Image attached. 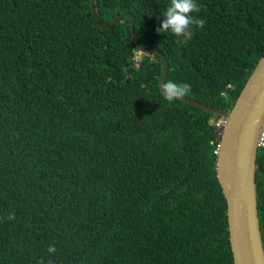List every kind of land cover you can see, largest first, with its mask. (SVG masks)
<instances>
[{"label":"trees","instance_id":"1","mask_svg":"<svg viewBox=\"0 0 264 264\" xmlns=\"http://www.w3.org/2000/svg\"><path fill=\"white\" fill-rule=\"evenodd\" d=\"M170 2L93 0L98 24L89 0H0V264H233L219 114L168 102L129 25L164 52L163 82L229 108L264 52V0H196L186 40L156 31ZM255 191L264 248V145Z\"/></svg>","mask_w":264,"mask_h":264},{"label":"water","instance_id":"2","mask_svg":"<svg viewBox=\"0 0 264 264\" xmlns=\"http://www.w3.org/2000/svg\"><path fill=\"white\" fill-rule=\"evenodd\" d=\"M91 14L97 19L93 0H89ZM128 11L116 13L111 25ZM129 32L139 51H153L161 56L163 71L158 88L163 84L167 59L163 51L139 44L132 30ZM206 110L224 116L215 151L216 177L225 198L228 239L233 264H264V248L260 234L255 191V155L257 135L264 114V52L257 58L229 108L206 104L189 96L181 98Z\"/></svg>","mask_w":264,"mask_h":264},{"label":"clouds","instance_id":"3","mask_svg":"<svg viewBox=\"0 0 264 264\" xmlns=\"http://www.w3.org/2000/svg\"><path fill=\"white\" fill-rule=\"evenodd\" d=\"M199 10L200 9L196 3V0H171L170 6H168L166 11L163 13L164 18L156 31L158 33L170 31L177 38L183 37L185 40L190 39L194 34V27L203 28L206 23L203 18L194 17L192 15L193 12H199ZM160 88H162V94L164 95L165 99L170 103L181 99L190 91L189 84L176 83L171 80L163 82ZM219 116L224 118L223 115L219 114ZM216 150L217 148L215 151ZM8 219H15L14 214L9 215ZM48 252L54 254L56 252L55 246L50 245ZM40 264H43V261H41ZM49 264H51V262H49Z\"/></svg>","mask_w":264,"mask_h":264},{"label":"built area","instance_id":"4","mask_svg":"<svg viewBox=\"0 0 264 264\" xmlns=\"http://www.w3.org/2000/svg\"><path fill=\"white\" fill-rule=\"evenodd\" d=\"M223 123H224V118L222 116H219L217 118V126L215 127V133H217L218 137H219L220 129ZM218 137H217V142H216V148L218 145ZM258 145H264V114H263L262 121L260 124V129L257 135V146Z\"/></svg>","mask_w":264,"mask_h":264},{"label":"rangeland","instance_id":"5","mask_svg":"<svg viewBox=\"0 0 264 264\" xmlns=\"http://www.w3.org/2000/svg\"><path fill=\"white\" fill-rule=\"evenodd\" d=\"M139 53H140L139 50H134V51H133V57H137ZM217 137H218V135H217V133H215V137L212 139V143H213L215 146H216V142H217Z\"/></svg>","mask_w":264,"mask_h":264}]
</instances>
